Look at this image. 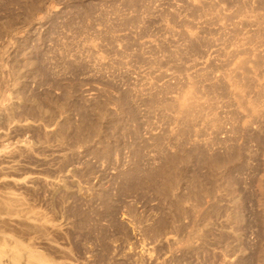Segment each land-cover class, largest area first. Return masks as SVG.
Returning <instances> with one entry per match:
<instances>
[{
  "label": "rangeland",
  "instance_id": "obj_1",
  "mask_svg": "<svg viewBox=\"0 0 264 264\" xmlns=\"http://www.w3.org/2000/svg\"><path fill=\"white\" fill-rule=\"evenodd\" d=\"M0 241L264 264V0H0Z\"/></svg>",
  "mask_w": 264,
  "mask_h": 264
},
{
  "label": "bare ground",
  "instance_id": "obj_2",
  "mask_svg": "<svg viewBox=\"0 0 264 264\" xmlns=\"http://www.w3.org/2000/svg\"><path fill=\"white\" fill-rule=\"evenodd\" d=\"M229 75V74H228ZM233 88V87H232ZM192 90V89H191ZM185 91V90H184ZM240 92V91H239ZM234 96V95H233ZM191 99H192V94H191V92H188L183 98H182V100L180 101L181 102V109L182 110H186L187 111V109L190 107V105H191ZM172 104V103H171ZM179 105H180V103H179ZM194 105H196V104H194ZM170 106V105H169ZM179 108H180V106H179ZM194 110V109H193ZM176 112V111H175ZM184 112V111H183ZM191 113V112H190ZM214 117V116H213ZM211 124V123H210ZM186 125V124H185ZM0 243H1V241H0ZM3 245V244H2ZM1 247H2V249H1ZM4 248H6V246H4ZM3 248V246H0V249H1V251H0V264H2L3 263V258L5 257V256H3L4 254H6V257H7V254H8V256H10L11 257V259L9 260H7L8 262H9V264H20L19 263V260L21 259V257H24V255H22L23 253H21V251H18L17 252V250H16V252H15V250L13 251V250H11V251H13V252H11V251H8V250H5ZM13 249H14V247H13ZM10 250V249H9ZM6 251H8V252H6ZM9 252H10V254H9ZM23 252V251H22ZM30 252V251H29ZM38 256V255H37ZM3 257V258H2ZM8 258V257H7ZM6 259V258H5ZM25 259V258H24ZM31 259V258H30ZM35 259V258H34ZM33 261V260H32ZM4 262H5V260H4ZM25 262V261H24ZM29 263H31V262H29ZM35 263V262H34ZM4 264V263H3ZM36 264H45V262H44V260L41 258V257H37L36 258Z\"/></svg>",
  "mask_w": 264,
  "mask_h": 264
}]
</instances>
